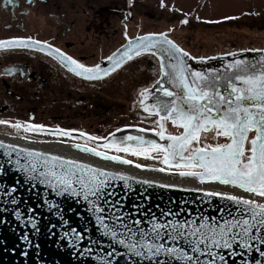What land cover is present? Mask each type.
<instances>
[{
    "label": "snow or ice",
    "instance_id": "obj_1",
    "mask_svg": "<svg viewBox=\"0 0 264 264\" xmlns=\"http://www.w3.org/2000/svg\"><path fill=\"white\" fill-rule=\"evenodd\" d=\"M210 22L219 21H205ZM180 23L187 25L189 21L184 19ZM16 50L43 52L57 60L69 73L85 81H102L128 62L154 58L158 61V71L153 72L157 78L139 91L138 103L146 114L141 123L155 117L153 136L167 143L161 144L144 135L117 138L113 133L103 138L105 142L101 144L99 141L102 138L79 132L78 136L85 139V144L73 146L102 160L123 165H131L133 161L120 155H109L108 152L125 153L146 160L155 159L153 153H156L164 167L149 169L151 171L175 169L181 177L196 179L201 184L231 186L248 194L249 198L209 191L206 196L220 197L232 205L220 209L219 219L201 216L198 224L191 220H157L151 222V228L144 229L139 227L142 223L139 219L132 220L131 225L127 222L125 216L131 219L130 214L117 215L122 207L120 202L108 199L113 195L106 190L110 181L118 179L126 183L129 177L59 156H46L0 143L9 163H13V152L17 153L15 169L22 171L28 182L36 181L61 196L82 197L99 222L102 235L136 258L129 264H230V261L235 264L237 258L240 264H249L247 257L253 252L261 258L255 259L254 264H264V202H260L264 201V54L255 61H249L236 58L239 54L231 52L228 55L233 60L225 64L223 70H198L189 61L205 64L217 57H193L169 39L167 33L129 39L125 46L107 58L110 66L86 65L64 51L31 37L0 40V51ZM169 122L182 130L180 134H167L166 125ZM5 123L8 122L0 121V124ZM10 126L17 130L23 128L25 132L47 133L67 139H72L75 132L59 127L45 129L43 125L32 123L22 125L17 122ZM145 131L143 127L136 129L137 133ZM213 131L217 138L223 137L227 142L202 144V134ZM88 142H97L96 147H87ZM101 147L105 151L97 150ZM20 153H25L26 163H21ZM134 166L142 167L138 163ZM0 171H3V165H0ZM254 197L260 198V201ZM10 202L17 203L15 198ZM49 204L51 206V202ZM109 205L111 208H108ZM106 209L110 213V223L105 222ZM15 215L17 220L21 219L19 212ZM31 228L39 232L35 218L31 220ZM71 233L74 237L71 247L77 249L79 236L75 229ZM24 240L31 243L27 236ZM35 246L39 247L38 244ZM77 250L82 254L91 251L90 248ZM114 254L115 249L107 256ZM119 255L123 256V253ZM100 264L116 262L106 259Z\"/></svg>",
    "mask_w": 264,
    "mask_h": 264
},
{
    "label": "flooded vegetation",
    "instance_id": "obj_2",
    "mask_svg": "<svg viewBox=\"0 0 264 264\" xmlns=\"http://www.w3.org/2000/svg\"><path fill=\"white\" fill-rule=\"evenodd\" d=\"M135 6L134 0H122V5L118 7L114 4L109 9L80 0H0V40L31 37L64 51L86 65L105 66L107 58L126 45L129 39L159 33L169 36V31L165 30L145 31L142 18L135 14ZM42 10H46L42 17L45 16L50 23L33 29L42 24L37 22L40 18L31 20L32 14L42 13L39 12ZM154 71H158V61L139 58L128 62L102 81H85L69 73L57 60L43 52L0 51V121L8 122L0 124V140L8 138L39 144L54 143L72 149L85 160L116 169L144 172L164 167L150 166L151 159L109 151V155H120L133 161L131 165L118 164L81 152L73 146L85 144V139L78 136L79 132L102 138L99 141L101 144L105 142L103 138L113 133L118 135L117 138L144 135L151 139L148 134H153L156 118L151 117L141 123V118L146 114L138 100L139 91L157 78L153 75ZM110 99L121 101L114 104L110 103ZM17 122L75 132L72 139L25 132L23 128L17 130L10 126ZM170 126L169 122L166 125L167 134H173ZM141 127L146 129L145 133L136 132ZM178 130L180 134L182 130ZM96 143L88 142L86 146L96 147ZM97 150L105 151L102 147ZM137 163L142 167L136 168L134 165ZM116 169L109 170L122 173ZM153 172L179 176L175 169Z\"/></svg>",
    "mask_w": 264,
    "mask_h": 264
},
{
    "label": "water",
    "instance_id": "obj_3",
    "mask_svg": "<svg viewBox=\"0 0 264 264\" xmlns=\"http://www.w3.org/2000/svg\"><path fill=\"white\" fill-rule=\"evenodd\" d=\"M168 38L172 39L169 36ZM173 41L180 46L175 40ZM251 50L253 49L230 50L218 55L196 57L205 59L217 57V59L208 60L205 64L196 63L195 60L189 61V63L198 70H223L224 65L233 60V57L229 56L228 53L236 52L239 54L236 58L249 61H255L264 54V49H258L262 51ZM105 66L110 65L106 64ZM148 136L151 139H156L161 144L167 143V141H160L159 137H155L153 134H148ZM217 142L227 141L223 137L217 138L214 132L202 136V144L215 145ZM0 143L11 145L16 149L43 153L46 156L58 155L7 141L0 140ZM4 151L5 149L0 148V165H3V171H0V264H100L102 260L106 259L113 260L116 264H129L130 261L136 259L131 257L126 249L114 245L109 238L102 235L99 222L90 210L88 202L84 201L82 197L61 196L36 181L28 182L25 174L15 169L14 161L17 158V153L13 152L11 157L13 163H9V158L3 154ZM19 155L22 158L21 163H26L25 153ZM61 158L70 159L64 156H61ZM76 162L129 177L126 183L118 179L111 180L106 190L113 193L108 199L119 201L122 206L116 214L128 213L131 215V219L125 216L130 225L132 220L135 219L142 222L139 227L144 229L151 228V222L157 220L159 222L191 220L198 224L200 222L199 217L206 216L219 219L221 216L220 209L232 207L230 202L220 197L206 196L207 191L205 190L171 186L136 178L89 163ZM144 172L161 175L153 171ZM170 178H178L182 180L183 184H201L198 180L190 177L172 176ZM144 181L148 183H143ZM204 184L225 186L218 183ZM160 185H165V187H160ZM226 187L232 188L231 186ZM13 188L16 189L15 192L12 191ZM13 198L17 201L16 204L10 202ZM90 199L95 198L90 197ZM49 202H51V206ZM108 208H111V205ZM111 211L115 212L116 210L111 209ZM16 212L21 214L20 220H17ZM165 213H169V215L166 216ZM109 215L110 213L106 209V223L111 222ZM33 218L38 222V233L31 228ZM52 225H55V227L53 228ZM132 226L136 227L135 225ZM72 229H75L79 236L77 249L90 248L89 253L82 254L71 247L70 242L74 239L71 233ZM120 231H123V229H120ZM66 233L68 235H65ZM25 236L31 243L25 242ZM37 244L39 247L35 246ZM114 249L116 254L111 257L107 256V253L112 252ZM120 253H123V256H120ZM247 258L249 264H254L255 259H261L259 254L255 252L248 254ZM235 264H240L239 258H237Z\"/></svg>",
    "mask_w": 264,
    "mask_h": 264
},
{
    "label": "rangeland",
    "instance_id": "obj_4",
    "mask_svg": "<svg viewBox=\"0 0 264 264\" xmlns=\"http://www.w3.org/2000/svg\"><path fill=\"white\" fill-rule=\"evenodd\" d=\"M108 9L122 0H80ZM135 14L144 22L145 31H169V36L194 57H208L230 50L264 49V0H134ZM42 13L32 14L44 26L50 23ZM105 13V11H103ZM40 15V17H38ZM187 19L189 23H180ZM205 21H219L205 23ZM121 100L110 99L118 104ZM173 134L179 130L170 126ZM149 164L161 166L159 157Z\"/></svg>",
    "mask_w": 264,
    "mask_h": 264
},
{
    "label": "bare ground",
    "instance_id": "obj_5",
    "mask_svg": "<svg viewBox=\"0 0 264 264\" xmlns=\"http://www.w3.org/2000/svg\"><path fill=\"white\" fill-rule=\"evenodd\" d=\"M4 141L7 142H11V143H15V144H20V145H24V146H28V147H32V148H37V149H41L44 151H48L54 154H58L79 162H89L92 164H96L99 165L100 167H104L107 169H116L114 167L111 166H106V165H101L98 164L96 162H90L88 160H85V158H82L79 156L78 153H76L75 151H72V149L70 148H66L65 146H59L56 145L54 143H46V144H39V143H33V142H27V141H18V140H13V139H8L5 138ZM119 171H122V173H127L130 176H134L136 178H140V179H144V180H148V181H153V182H158V183H162V184H167V185H171V186H177V187H182V188H195L198 190H205L207 192L212 191V192H220L222 194H232V195H238V196H243L244 198H249L248 194H244L238 190L232 189V188H228L226 186H218V185H212V184H196V185H190V184H183L182 180L180 179H176V178H170L169 176H161V175H156V174H151L148 172H140L139 170H125V169H116ZM254 199L260 201V198L258 197H254ZM260 202H264V201H260Z\"/></svg>",
    "mask_w": 264,
    "mask_h": 264
}]
</instances>
